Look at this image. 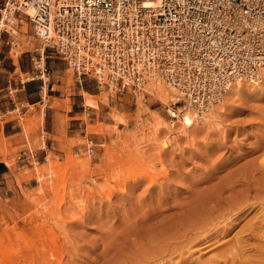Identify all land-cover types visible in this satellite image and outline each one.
<instances>
[{"label": "rangeland", "instance_id": "1", "mask_svg": "<svg viewBox=\"0 0 264 264\" xmlns=\"http://www.w3.org/2000/svg\"><path fill=\"white\" fill-rule=\"evenodd\" d=\"M20 17L12 56L42 53L34 26ZM47 55L53 91L47 83L42 105L25 104L33 115L23 118L19 110L0 122V160L12 175L0 190V264H224L230 253L239 261L237 238L264 216V200L256 202L264 199V71L258 85L243 81L238 94L232 88L198 118L161 79L174 100L153 94L150 84L147 92L111 94L80 81L53 50ZM70 99L82 114L73 131ZM47 108L58 118L50 134ZM188 112L195 122L189 128L182 122ZM48 139L50 152L36 156ZM242 197L253 206L233 216ZM214 224L227 232L203 239ZM247 244L261 248L245 250L247 264H264V235Z\"/></svg>", "mask_w": 264, "mask_h": 264}, {"label": "built area", "instance_id": "2", "mask_svg": "<svg viewBox=\"0 0 264 264\" xmlns=\"http://www.w3.org/2000/svg\"><path fill=\"white\" fill-rule=\"evenodd\" d=\"M20 16L44 46L28 76L43 86L53 50L80 81L111 94L138 93L161 79L201 118L264 69V0H5L0 39L12 50Z\"/></svg>", "mask_w": 264, "mask_h": 264}, {"label": "crops", "instance_id": "3", "mask_svg": "<svg viewBox=\"0 0 264 264\" xmlns=\"http://www.w3.org/2000/svg\"><path fill=\"white\" fill-rule=\"evenodd\" d=\"M4 1L5 0H0V6H2ZM7 40L8 38L6 36L0 39V114L6 118L10 114L20 110V114L24 118L27 114L33 115L25 104L30 107H36L44 103L42 94L44 93V89L47 85L43 86L40 80H29L28 78L24 80L25 76H29L32 72H34V61L38 59L39 54H37V52L27 51L14 58L12 56V48L8 44ZM46 58H48L47 55ZM54 67L59 68L57 64H54ZM53 79H55V77H53ZM51 80L52 76H50L48 82L49 91H53L54 86H56V84L52 83ZM47 95L49 97L58 98L57 96H51L48 92ZM15 98L17 101H14ZM11 105L13 106L11 107ZM18 105H21V107ZM76 107V102L70 99L67 111V117L70 120L68 122L69 131H73V122L82 117V114L80 117L78 116L79 113L75 111ZM50 113H52L51 116ZM44 117L45 133H54L55 126H57L58 123L57 112L51 111L47 108L45 110ZM49 118L50 123H48ZM47 126L50 127V131L47 130ZM0 132H2L1 125ZM49 145L50 140L48 139L45 141L44 146L38 150L36 156H39L40 154L46 156L50 152ZM54 147L53 143L51 148ZM11 178L12 175H10V171L0 160V190L9 188L12 181Z\"/></svg>", "mask_w": 264, "mask_h": 264}, {"label": "bare ground", "instance_id": "4", "mask_svg": "<svg viewBox=\"0 0 264 264\" xmlns=\"http://www.w3.org/2000/svg\"><path fill=\"white\" fill-rule=\"evenodd\" d=\"M148 6V5H147ZM18 21V20H17ZM42 53H44V51L42 52ZM263 71H264V69H263ZM262 71V72H263ZM47 80L49 79V78H46ZM259 80L260 79H258L257 81H253V82H256V83H254V85L255 84H259ZM47 85V84H46ZM45 85V86H46ZM149 85V84H148ZM147 85V86H148ZM254 85L253 84H250L249 86L250 87H254ZM147 86H146V88H147ZM245 86V84L243 83V81H239V82H237L235 85H234V87H233V89H232V92L233 93H235V94H238L242 89H243V87ZM146 88L144 89L145 91H146ZM150 89H151V91H152V93L153 94H155V95H158L160 98H162L163 100H166V101H170V100H174V96L176 95V94H171V92L169 93V92H166V90L167 89H165V88H163V86H162V84L159 82V79H156V80H154V81H152L151 83H150ZM147 92V91H146ZM142 93H144V92H142ZM141 93V94H142ZM171 94V95H170ZM220 109V108H219ZM216 111V110H215ZM214 115V114H213ZM211 116V115H210ZM182 122H183V124L185 125L184 127H191V126H193L194 125V117H193V115H191V114H189V112L188 113H186L184 116H183V120H182ZM186 129V128H185ZM260 167H262V171H264L263 170V168H264V162L260 165ZM259 167V168H260ZM256 170H258V169H256ZM261 171V172H262ZM255 173V172H254ZM137 175V174H136ZM154 175V174H153ZM142 176H144L145 178H149L150 179V181H151V185H153L154 183H155V179H154V177H151V176H149V174L148 173H146V172H144L143 174H142ZM141 176V174L139 175V177L141 178L142 177ZM253 176H254V174H253ZM252 176V177H253ZM134 178H136V177H134ZM131 180V179H130ZM135 180V179H134ZM163 182V181H162ZM236 183H240V184H242V182L240 181V180H237L236 181ZM150 185V186H151ZM155 185V184H154ZM235 187V186H234ZM233 187V188H234ZM263 188V187H262ZM261 188V189H262ZM234 189H236V188H234ZM263 191H264V189H263ZM244 198V199H243ZM241 199H243V200H241ZM241 199H239V200H241L240 202H238V203H236V206H238V208H237V210H239V212L238 213H235L233 216H236L237 217V215L239 216V214H241V213H244L245 212V209L247 208V207H252L253 206V203H251V201L249 200V198H245V197H242ZM260 200H264V199H258L256 202H259ZM261 202V201H260ZM264 203V202H263ZM263 203H261V204H263ZM255 204V203H254ZM236 211V210H235ZM61 213V212H60ZM233 213H231V215H232ZM221 218L224 220V221H228L229 219H230V217H227L225 214H222L221 215ZM257 219V221L256 222H253V223H249V225L247 226V228L243 231V233H247V236L244 238H242V237H240V238H237V240H236V244H234V246H233V250H236V256L237 257H239L238 259H239V261H237V259H236V257L234 256L233 258H231L230 257V255L232 254L233 255V253H230V255L228 254V256L231 258V260L228 258V256L226 255H224V256H222L221 257V260H224V264H228V263H231V264H237V262H239L240 264H247L249 261H245L244 259H243V253L245 252V250L248 248V247H250L247 243L249 242V241H253V240H259L261 237H263V235H264V216H263V214H262V216L261 217H257L256 218ZM38 220V219H37ZM29 222H31V220L29 221ZM35 222V221H34ZM214 222V221H213ZM220 223H222V222H220ZM229 224V223H228ZM54 226V225H53ZM204 226H206V225H204ZM60 227V226H59ZM62 227V226H61ZM60 227V228H61ZM54 228V227H53ZM211 228L212 229H214L215 230V233L212 235H205V237L203 238V239H205V238H210V236H216L215 238L217 239L218 237H220L221 235H223L224 233H226L227 232V227H225V228H223L222 230H219L220 228L217 226V224H214V225H212L211 226ZM207 231V230H206ZM212 238V237H211ZM203 239H201L200 240V237L198 238V240H196L195 241V243L196 244H200L201 242H202V240ZM246 240H248V242L246 241ZM205 241V240H204ZM194 242V241H193ZM209 242H211V240H209V241H207V243L206 244H208ZM192 243V242H191ZM204 245V244H203ZM202 245V246H203ZM209 246V245H208ZM204 248V247H203ZM252 250H254V251H256V252H259L260 250H261V248L260 247H258V246H256V245H251V247H250ZM192 249V248H191ZM193 256V255H192ZM220 259V258H219ZM184 260H186V259H184ZM218 260V259H217ZM187 261V260H186ZM214 261V263L213 264H215V262H216V264H219L221 261L220 260H218V261H216V260H213ZM212 261V262H213ZM252 260L250 259V262H251ZM148 262V261H147ZM264 262V261H263ZM208 263V262H207Z\"/></svg>", "mask_w": 264, "mask_h": 264}]
</instances>
